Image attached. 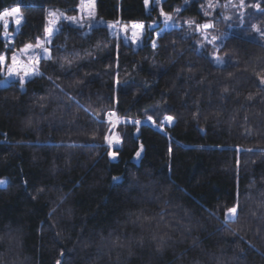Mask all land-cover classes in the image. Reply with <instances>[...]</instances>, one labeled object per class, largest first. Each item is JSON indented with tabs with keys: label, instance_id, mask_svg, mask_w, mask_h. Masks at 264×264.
Returning a JSON list of instances; mask_svg holds the SVG:
<instances>
[{
	"label": "trees",
	"instance_id": "obj_1",
	"mask_svg": "<svg viewBox=\"0 0 264 264\" xmlns=\"http://www.w3.org/2000/svg\"><path fill=\"white\" fill-rule=\"evenodd\" d=\"M94 1L106 22L158 18L145 0ZM78 5L0 0L23 15L0 55L42 38L48 8ZM59 28L42 76L2 87L0 68V264H264V37L230 33L217 65L176 29L134 47L103 26ZM108 112L128 120L115 160ZM109 234L123 246L103 243Z\"/></svg>",
	"mask_w": 264,
	"mask_h": 264
},
{
	"label": "rangeland",
	"instance_id": "obj_2",
	"mask_svg": "<svg viewBox=\"0 0 264 264\" xmlns=\"http://www.w3.org/2000/svg\"><path fill=\"white\" fill-rule=\"evenodd\" d=\"M164 0H148V4L152 7L157 8L158 10V18L156 20H153L150 23H142V22H131V23H120L118 21H111L106 22L100 18H98L96 14L95 9V1H94V8L91 9L92 11V17H89V11L90 8L86 5L92 2V0H79L78 10L75 15H66L62 10L58 8H48L46 11V23L45 26L48 25V21L53 19V17L49 16V13L51 12H60L64 14V17L67 16H75L79 23L82 25V27H79L83 29L85 32H89L92 28L95 27H106L109 32L116 36L123 41L130 42L133 44L134 47H139L142 44L143 38L145 36V33L152 32L154 36L160 35L161 33H164L165 31H168L170 29H176L180 30L179 32L188 33V35L193 36L194 40L199 44V48H203V46L207 47L208 50H210L211 59L215 62L216 57H221L218 54L219 47L221 45V42L226 39V37L230 33H236L239 31V33H256L252 31V25L256 24L260 26L261 28H264V12L261 10L264 9V0H245V7L241 8L239 7L240 0H214L215 3L219 4L220 7H216L214 9L208 8V0H181L180 5L176 6L170 13L164 12V10L161 8V4ZM197 6L198 12L200 14L199 17L193 18L188 17L182 14V11L188 7V6ZM256 5H259L257 7ZM12 8L18 7H11L6 8L0 12L2 14L5 10H11ZM161 11H163L165 14L171 16L173 18L172 21L165 22L164 17L161 16ZM208 11L209 15L205 16L204 12ZM64 17H60L58 23L56 25H53L54 28L60 27V24L63 22L69 23ZM21 19V24L23 22V15L21 11L19 10L18 17ZM15 18L9 17L8 20V26L7 29L4 27V21H0V36L2 39L7 43H12L14 35L19 31L21 24L17 26L15 24ZM192 22L189 24L188 22ZM205 22H211L213 27L210 29H203L199 28L197 30L198 25H202ZM72 24V23H69ZM112 24V28H109L108 25ZM133 24H142L144 25L143 29H134ZM75 25V24H72ZM91 25V26H89ZM77 26V25H75ZM133 31H139L140 36L139 39L136 40V43H133V37L132 32ZM54 34L51 36L50 42L46 45V47L49 48L51 40L53 38ZM257 37H261L260 34L256 33ZM213 37H215V40H213ZM47 38V34L44 31V35L42 38L38 39L41 43L45 41ZM36 40L34 43H28L23 45L18 50L14 51L10 55L7 56V54H2V56L7 57V63L8 65H11V57L13 54L17 56V59L19 61V64L17 65V73L13 75H9L7 68H2V75L3 80L1 81V86H7L11 82H19L20 76L24 75L23 68L24 66H27L29 70L32 68H35L36 71H38V65L41 60L45 59V53L41 49H36L35 45ZM26 45H32V49H30L28 52H22L21 50ZM35 58L38 60V63L35 64H29V58ZM35 76L32 75L31 78ZM30 78L25 77V82L29 80ZM113 112H108L106 114V121L109 125V130L107 136L109 137V140H112V146L111 149L117 147L119 143L115 142V139L119 137V130L118 128L121 127L126 121L124 118L118 117L115 113V115H112ZM146 121L152 122L151 120L147 119ZM111 122V123H110ZM166 124H170L169 122L165 121ZM106 146L109 148V142L106 141ZM136 160L139 158L135 157Z\"/></svg>",
	"mask_w": 264,
	"mask_h": 264
},
{
	"label": "snow or ice",
	"instance_id": "obj_3",
	"mask_svg": "<svg viewBox=\"0 0 264 264\" xmlns=\"http://www.w3.org/2000/svg\"><path fill=\"white\" fill-rule=\"evenodd\" d=\"M83 2V0H82ZM90 8L89 11V17H92V11L91 9L94 8V0H92L91 3H89L88 5H86ZM145 6H148V0H145ZM245 0H240V4L239 7L243 8L245 7ZM257 7H259V5H256ZM216 7H220L219 4L215 3L214 0H208V8L210 9H214ZM262 12H264V9L261 10ZM19 14V9L17 8H12L11 10H5L2 14H0V21H4V27L5 29H7L8 26V20L7 18L9 17H18ZM205 16L209 15L208 11L204 12ZM49 16L53 17V19L48 21V25L45 26L44 31L47 34V38L45 39V41L43 43H41L39 40L36 42L35 48L36 49H41L46 55H45V59H51V53L48 47H46V45L50 42L51 36L54 34V32H59L61 31L60 28L56 27L54 28L53 25H56L60 19V17H64L63 13L60 12H51L49 13ZM161 16L164 17L165 22H169L172 21L173 18L167 14H165L163 11H161ZM64 19H66L69 23L75 24L78 27H82V25L79 23V21L77 20V18L75 16H67L64 17ZM189 24H191L192 22H188ZM15 24L17 26H19L21 24V19L19 18H15ZM91 26V25H89ZM109 28H112V24L108 25ZM213 25L211 22H205L202 25H198L197 26V30H199V28H203V29H210L212 28ZM252 31L256 32L258 34H260L262 37H264V28H261L260 26L253 24L252 26ZM133 28L134 29H143L144 25L142 24H133ZM140 36V32L139 31H133L132 32V37H133V43H136V40L139 39ZM213 40H215V37H213ZM262 47H264V45H261ZM30 49H32V45H26L21 51L22 52H28ZM29 64H35L38 63V60L35 58L30 57L29 58ZM215 63L217 65H222L227 63V61L216 57L215 58ZM19 64V61L17 59V56L15 54L12 55L11 57V65H8L7 63V57L6 56H2L0 55V68H7V71L9 73V75H13L17 73V65ZM24 71V75L20 76L19 78V82L20 84L23 86V84L25 83V77L31 78L32 75H43L42 73L38 72L35 70V68H32L31 70H29V68L27 66H24L23 68ZM261 83H264V79H262ZM112 115H115L114 113ZM149 120H152V117L149 116L148 117ZM164 120L169 122L170 124L173 122L174 118L170 115H166L164 117ZM136 123H139V121H137ZM155 123V121L153 122ZM31 124V121H29V125ZM104 139L106 141L109 142V148L111 149L112 146V140H109L108 136H105ZM116 143H119V139L116 138L115 139ZM237 151H239V149H237ZM109 158L112 160L116 159V152L109 150L108 152ZM141 156V151H137L136 152V157L139 158ZM237 163L239 164V161H237ZM122 178L119 177H114L113 180L114 182L119 181ZM7 182L0 180V189L5 188L6 187ZM42 191V190H41ZM51 215V213H50ZM224 221L223 223L225 224V226L229 225V224H237L238 223V217H239V202L237 200L236 203H234L231 207H228L226 209V211L224 212ZM140 217H137V220H139ZM145 219H148L147 217H145ZM230 231L234 234L235 232L238 231V229H230ZM101 241L103 243H107L110 245H119V246H123L120 242V238L116 237L115 239H112L111 234H109V237H101ZM57 264H62V261H57Z\"/></svg>",
	"mask_w": 264,
	"mask_h": 264
},
{
	"label": "bare ground",
	"instance_id": "obj_4",
	"mask_svg": "<svg viewBox=\"0 0 264 264\" xmlns=\"http://www.w3.org/2000/svg\"><path fill=\"white\" fill-rule=\"evenodd\" d=\"M111 123V122H110Z\"/></svg>",
	"mask_w": 264,
	"mask_h": 264
}]
</instances>
